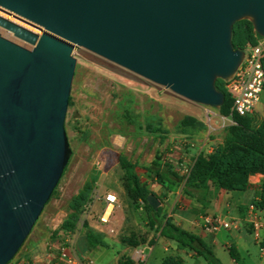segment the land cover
Listing matches in <instances>:
<instances>
[{
    "label": "water",
    "instance_id": "95a60500",
    "mask_svg": "<svg viewBox=\"0 0 264 264\" xmlns=\"http://www.w3.org/2000/svg\"><path fill=\"white\" fill-rule=\"evenodd\" d=\"M0 9L39 32L0 16V264L29 237L72 156L65 121L75 48L220 108L216 80L244 58L234 25L250 19L264 37V0H0ZM147 202L161 205L154 195Z\"/></svg>",
    "mask_w": 264,
    "mask_h": 264
},
{
    "label": "rangeland",
    "instance_id": "374dc122",
    "mask_svg": "<svg viewBox=\"0 0 264 264\" xmlns=\"http://www.w3.org/2000/svg\"><path fill=\"white\" fill-rule=\"evenodd\" d=\"M242 21L241 28L251 22ZM251 35L259 39L254 30ZM250 44L249 35L242 45ZM73 57L76 68L65 121L72 156L33 235L10 264H22L33 238L50 241L64 231L71 235L74 254L93 264H160L159 254L150 248L161 237L150 228V205L144 197L154 195L160 201L158 211L166 221L177 211L200 220L207 213L182 195L184 184L163 183L148 168L156 156H162L185 176L198 156L208 157L216 151L225 155L231 128L236 125L234 115L187 101L84 48H75ZM217 81L222 88V80ZM263 120L264 94L249 119L250 127L257 130ZM120 156L136 164L138 185L129 182ZM109 194L117 202L110 221L103 224L100 216ZM86 226L99 245L88 243ZM201 262L206 264L203 258Z\"/></svg>",
    "mask_w": 264,
    "mask_h": 264
},
{
    "label": "trees",
    "instance_id": "16d2710c",
    "mask_svg": "<svg viewBox=\"0 0 264 264\" xmlns=\"http://www.w3.org/2000/svg\"><path fill=\"white\" fill-rule=\"evenodd\" d=\"M242 22V20L237 22L233 27L232 43L235 50L245 49L242 44L249 35L253 40V45L257 43V40L251 35L254 30L252 22H246L248 29L240 27ZM257 36L260 37L258 34ZM222 82L224 85L221 88L219 81L216 80V88L225 95L224 104L220 108L224 114H230L232 102L225 88L224 80ZM249 119L250 117L233 116L236 125L231 128L224 150L225 155H221L220 152L216 151L208 157L198 156L185 176L175 170L171 161L165 160L162 156H156L148 168L149 173L157 180L171 186L184 184L183 193L185 196L195 199L197 203L204 207L209 204V193L212 185H217L228 191H245L249 187V178L261 174L263 175L261 190L258 199H255L253 203L260 211H264V120L260 127L254 130L250 127ZM147 129L150 130V128ZM156 131L152 130L153 133ZM119 162L126 171L129 182L138 185L135 173L136 164L131 163L123 156L119 157ZM147 198L144 197L145 202H147ZM149 211L150 228L158 231L160 237L174 241L179 246L189 249L203 258L207 264H222L200 236L173 224L172 220L166 221L161 212L154 211L151 206ZM86 228L88 243L91 246L99 245L100 241L94 236L92 230L88 226ZM231 256L233 259L238 260L233 250H231Z\"/></svg>",
    "mask_w": 264,
    "mask_h": 264
},
{
    "label": "crops",
    "instance_id": "0c3cea01",
    "mask_svg": "<svg viewBox=\"0 0 264 264\" xmlns=\"http://www.w3.org/2000/svg\"><path fill=\"white\" fill-rule=\"evenodd\" d=\"M263 175L256 174L249 178V187L245 191H228L212 185L209 193V204L200 206L207 216H221L224 219H235L239 223L237 230H220L211 232L202 227V217L194 219L181 211H177L172 219L173 224L200 236L212 249L222 264H264V254L259 251L254 237L244 221L246 206L258 199ZM182 195H185L182 192ZM189 198V197H188ZM264 213V211H263ZM33 235V231L29 235ZM160 257V264H203L201 257L189 249L179 246L176 242L158 238L150 248ZM231 250L238 260L231 256ZM205 261V260H204ZM22 264H56L57 238L47 241L46 238H33L22 256ZM206 263V262H205ZM207 264V263H206Z\"/></svg>",
    "mask_w": 264,
    "mask_h": 264
},
{
    "label": "built area",
    "instance_id": "2783aa9c",
    "mask_svg": "<svg viewBox=\"0 0 264 264\" xmlns=\"http://www.w3.org/2000/svg\"><path fill=\"white\" fill-rule=\"evenodd\" d=\"M15 16L18 15L15 14ZM243 51L244 58L241 64L236 72L224 82L232 102L231 114L239 117H252L264 94V37L260 36L256 44L248 45ZM116 202L117 199L114 195H107V205L100 216L103 224L110 221ZM244 221L251 231L259 251L264 254L263 211H260L253 202L248 204L245 209ZM202 224L206 230L211 232L239 228L237 220L224 219L215 215L203 217ZM56 264H93V262L77 257L71 247V235L68 232H62L57 238Z\"/></svg>",
    "mask_w": 264,
    "mask_h": 264
},
{
    "label": "bare ground",
    "instance_id": "6f19581e",
    "mask_svg": "<svg viewBox=\"0 0 264 264\" xmlns=\"http://www.w3.org/2000/svg\"><path fill=\"white\" fill-rule=\"evenodd\" d=\"M0 12H2L3 14H6L4 11H2L1 9H0ZM1 16V15H0ZM8 16V15H7ZM3 17V16H2ZM10 17V16H9ZM18 17V16H17ZM5 18V17H4ZM11 18V17H10ZM12 19H14V20H16L15 18H12ZM10 20V19H9ZM10 21H12V20H10ZM18 21V20H17ZM12 22H14V21H12ZM20 22V21H19ZM14 23H16V22H14ZM18 24V23H17ZM21 24H24V23H22V22H20L19 23V25H21ZM25 26H27L26 24H24ZM23 26V25H22ZM26 28H28V27H26Z\"/></svg>",
    "mask_w": 264,
    "mask_h": 264
}]
</instances>
